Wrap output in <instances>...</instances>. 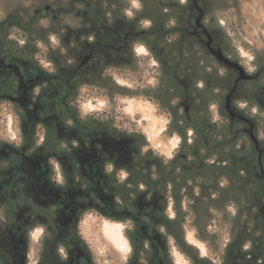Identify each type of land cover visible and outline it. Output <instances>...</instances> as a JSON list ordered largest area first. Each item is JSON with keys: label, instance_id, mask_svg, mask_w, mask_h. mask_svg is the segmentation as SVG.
I'll list each match as a JSON object with an SVG mask.
<instances>
[{"label": "flooded vegetation", "instance_id": "af4514ba", "mask_svg": "<svg viewBox=\"0 0 264 264\" xmlns=\"http://www.w3.org/2000/svg\"><path fill=\"white\" fill-rule=\"evenodd\" d=\"M141 1L142 10L135 16L124 0H50L36 7L27 26L17 14L0 20V264L115 263L110 249L101 255L86 231L87 215L96 222L125 223L129 250L122 264H264V139L258 137L260 126L253 117H248L252 123L243 120L238 130L249 139L238 148L240 175L254 186L253 221H244L249 210L242 195L235 233L213 257L181 241L179 232V223L187 221L190 212L182 211L186 198L193 203L196 221H202L207 215L206 197H196L194 186L165 185L163 178L157 187L143 181L128 193L139 149L126 136L110 131L108 123L80 112L78 98L87 82L106 80L110 67L136 63L133 51L138 43L162 50L173 42L224 67L227 111L229 94L235 114L247 111L237 105L239 99L255 98L256 105L264 107V67L248 72L231 53L223 31L208 19L211 0ZM154 4L166 5L168 12L174 8L168 22L176 24L174 37L151 34L157 24L146 15ZM69 13L80 19L79 26L63 21ZM42 15L52 22L47 37L55 35L56 45L44 38L23 45L15 40L12 27L32 33ZM215 50L239 62L250 77L238 80L239 70L218 61ZM161 57L164 60L162 53ZM181 83L187 92L189 84ZM189 103L188 96L181 102L186 112ZM7 111L13 114L4 115ZM13 125L18 133L7 137L3 127ZM110 137L125 138L127 145L112 143ZM170 202L173 232L166 226ZM202 228L208 231V223Z\"/></svg>", "mask_w": 264, "mask_h": 264}, {"label": "rangeland", "instance_id": "374dc122", "mask_svg": "<svg viewBox=\"0 0 264 264\" xmlns=\"http://www.w3.org/2000/svg\"><path fill=\"white\" fill-rule=\"evenodd\" d=\"M47 1L50 0H0V20L5 19L10 14H17L21 22L27 26L36 7ZM124 1L127 3L130 15H139L142 10L141 0ZM183 1L179 0L181 4ZM211 5L208 19L214 26L223 31L231 53L236 59L247 68L248 72H252L258 67H264V0H211ZM173 10V8L169 9V11ZM43 16L33 24L32 31L34 33L25 34L23 30L12 27L11 31L17 37L15 40L20 41V44L23 45L24 41H38V37L41 36L44 40L56 45L59 39L55 35L51 34L52 39L47 37V30L52 22L49 19H44ZM63 21L72 26L80 25V19L74 13L65 14ZM144 25H150V22L145 21ZM175 25L174 22H171L169 27H175ZM171 36L174 37L175 33H172ZM171 45L175 47L174 42ZM133 53L135 58H138V61L133 65L110 67L106 80L87 82L88 84L84 86L78 98L80 112L84 116L93 114L96 118L99 114L104 113L107 120L100 119L103 121L102 123H108L110 131L117 136H126L127 139L128 133L132 129H138L145 135L149 143L147 147L143 148V152L152 149L160 157L170 159L177 154L182 137L178 133H170L169 131V125L173 120V112L169 105L178 104L180 115H185V109L181 102L188 96L190 109L195 100V96L190 91L191 85H194L193 81L189 80L187 76L181 79L189 84L187 92L184 90L181 80L176 81L174 85L180 92L179 98H174L165 106L166 98L160 91V88L165 85V80L155 54L142 43L136 45V50ZM161 53L163 57L166 56L164 51ZM198 54L200 55L199 51ZM200 56L202 64H208L210 69H216L221 74L225 73L224 67L217 61H207L202 55ZM203 83V81L200 84L197 83L198 87H201ZM262 83L264 84V77ZM248 84H252V82ZM222 91V93L225 92V90ZM246 100L239 99L236 103L239 107H246V112L250 117L255 118L259 123L258 137L264 139V107L256 105L255 98L250 99V101ZM12 114L13 112L7 111L4 115L11 116ZM210 114L213 121H218L220 128L226 126L216 105L211 106ZM11 121L9 120L10 123ZM3 129L7 137L18 133L14 125L8 126V129L3 127ZM174 135H177L178 140H172ZM188 137V143L193 142V130L188 131ZM248 140V137L244 136L241 142ZM176 141H179L177 146ZM228 184L225 177H218L217 180H214L204 176L196 181L192 180L190 187L194 186L193 194L196 197H206L207 199L205 202L207 215L202 216L204 221H196L194 210L191 209L193 203L190 202L189 198H186L185 204L182 206V211L185 212L187 209L190 212H188L187 221L181 223L182 234L180 239L186 244L192 245L201 255L205 254L206 251L213 257L221 253L225 248V243H228L237 228L238 205L227 203L224 201V198L228 200L227 195L225 194L224 198L221 199L215 190L217 186L222 188ZM212 199H217L219 202H213ZM168 211L170 213L169 218H171V215H174L172 202L169 203ZM252 218L253 211L251 208L244 221H253ZM96 219L90 215L86 216L84 225L86 231L92 234L101 255L110 249V252L117 259L115 263L108 262L106 264H122L129 250V245L124 237L125 223L113 224L101 219L96 222ZM207 219L210 221H206ZM204 223H208V231H203ZM173 230H175L174 226ZM194 243L200 244L201 249ZM115 245L118 246V250ZM205 246L208 248L207 250ZM181 260L183 262L182 256Z\"/></svg>", "mask_w": 264, "mask_h": 264}, {"label": "trees", "instance_id": "16d2710c", "mask_svg": "<svg viewBox=\"0 0 264 264\" xmlns=\"http://www.w3.org/2000/svg\"><path fill=\"white\" fill-rule=\"evenodd\" d=\"M165 9L166 5L164 4L159 7L155 4L150 5L148 8L150 15H146L155 18L157 25L152 28L151 34L158 38L168 36L176 30L174 26L169 27L168 25L169 19L174 16L175 11L168 12ZM5 24L8 25V23ZM32 33L34 32L32 31ZM38 38L42 39L41 36ZM150 50L160 63V69L165 80V85L160 88L166 98L165 106L178 97L180 92L174 84L184 76L193 81L194 85H191L190 91L195 96V100L192 102L189 111H185V115H180L178 104L169 105L173 112L169 131L170 133H178L182 137L177 154L170 159L160 157L152 149L143 152V148L147 147L149 143L145 135L138 129H132L128 133V138L134 141V146L139 149L140 154L138 161L131 170L132 175L128 181L131 186H127V192L131 193L137 190L143 181H147L150 186L157 187L161 178H163L165 185L171 183L175 188L179 184L182 189L184 187L189 188L193 179L208 176L217 180L218 177H226L229 183L226 187H215L221 199L226 194L228 200L224 198V201L238 205L243 195L247 204L246 207L250 211L255 200L254 186L252 182L240 175L242 169L240 165L241 153L238 148L245 136L238 133L240 125L244 121L235 119L233 122L225 107V92L222 93V90L227 88L225 75L216 69H210L208 64H202L198 51L188 45L181 44L178 48L170 44L162 51L152 48ZM163 51L166 55L164 60L161 57ZM198 81L204 82L201 87H198ZM212 105L218 107L219 114L226 124L224 128H220L218 121L211 119L210 108ZM238 114L250 117L247 112H238ZM104 115V113L99 114L97 118L107 120V116L104 117ZM93 129L90 127L91 131ZM189 130L194 131V140L191 143H188ZM248 153L247 155H251L253 152L249 149ZM173 192L174 189H172V194ZM212 201L219 202L217 199H212ZM166 221L169 231L173 232L175 219L167 217ZM181 223H179L180 235L182 234Z\"/></svg>", "mask_w": 264, "mask_h": 264}, {"label": "water", "instance_id": "95a60500", "mask_svg": "<svg viewBox=\"0 0 264 264\" xmlns=\"http://www.w3.org/2000/svg\"><path fill=\"white\" fill-rule=\"evenodd\" d=\"M213 53H214L215 57L218 59V61H220L222 64H224V65H226L228 67L237 68L239 70L240 77L238 78V80L239 79H246V78L250 77V75L247 74L246 70L244 69V67L239 62L233 61L230 58L226 57L221 50H215ZM230 97H231V94H229L226 97V106L228 108V111H229L232 119L235 118V117H239L241 120H244V121H247L249 123H252V119L248 118L247 116H244V115L240 116V115L234 113V111L230 108ZM252 139L256 143H258V137H256L253 134H252ZM109 140L112 143L118 144L120 146H126L127 142H128V140L125 139V138L117 139L115 137H110Z\"/></svg>", "mask_w": 264, "mask_h": 264}, {"label": "crops", "instance_id": "0c3cea01", "mask_svg": "<svg viewBox=\"0 0 264 264\" xmlns=\"http://www.w3.org/2000/svg\"><path fill=\"white\" fill-rule=\"evenodd\" d=\"M172 140H178V139H177V135H174V137L172 138ZM176 142H177V143H176V146H177V145L179 144V143H178L179 141H176Z\"/></svg>", "mask_w": 264, "mask_h": 264}]
</instances>
